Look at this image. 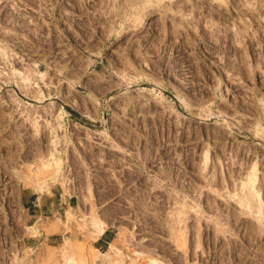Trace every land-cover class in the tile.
I'll return each instance as SVG.
<instances>
[{"label": "rangeland", "instance_id": "rangeland-1", "mask_svg": "<svg viewBox=\"0 0 264 264\" xmlns=\"http://www.w3.org/2000/svg\"><path fill=\"white\" fill-rule=\"evenodd\" d=\"M0 48V264H264V0H0Z\"/></svg>", "mask_w": 264, "mask_h": 264}, {"label": "bare ground", "instance_id": "bare-ground-1", "mask_svg": "<svg viewBox=\"0 0 264 264\" xmlns=\"http://www.w3.org/2000/svg\"><path fill=\"white\" fill-rule=\"evenodd\" d=\"M149 1V0H148ZM171 1H173V0H171ZM151 5H152V3H151ZM136 6H137V3L136 2H132L131 3V7H133V9H135L136 8ZM149 7V6H148ZM141 8V7H140ZM145 8V7H144ZM138 9H139V6H138ZM146 9V8H145ZM144 9V10H145ZM143 11V6H142V8L139 10V12H142ZM239 33H237V35H238ZM8 52L5 50V48H0V54H2L3 56H6V57H8V54H7ZM17 72V71H16ZM32 71H29V74H27V75H24L23 73H22V75H21V73L20 74H18V75H20L18 78L19 79H21V81L24 83V85H23V89L25 88L27 91H28V84L30 83V81H31V73ZM35 71H33V73H34ZM25 73V72H24ZM31 73V74H30ZM36 73V72H35ZM40 77H44V75L43 74H41L40 73ZM15 76V77H16ZM41 78V79H42ZM17 79V78H16ZM15 79V80H16ZM17 81V80H16ZM18 82V81H17ZM17 84V83H16ZM27 84V85H26ZM19 86V85H18ZM22 86V85H21ZM25 90V91H26ZM36 93V94H35ZM33 95H35V96H33V98H35L36 100L40 97L39 95L40 94H38L39 92L38 91H36ZM38 94V95H37ZM39 96V97H38ZM157 98H156V100L159 102V104H161L162 106H164L163 108H165V105H166V102H165V99H164V96H162V95H158V96H156ZM112 98V97H111ZM110 98V99H111ZM109 99V100H110ZM39 117H41V115L40 114H37V116H36V120L33 118V121L34 122H36V123H38V118ZM48 122V121H47ZM225 124H227V127H230V123H228V122H225ZM55 129H52V131H54ZM51 155V157L53 158V154L51 153L50 154ZM204 159H205V161H207V159H208V152L206 151V153H205V155H204ZM58 163L59 162H57V161H55V165L57 166L58 165ZM54 182L56 181V178L54 177V180H53ZM250 182H254V177L252 176L251 178H250ZM63 187H64V189L65 190H67L68 189V187H67V180H63ZM45 187L43 186V185H41V184H36L35 185V189H36V192H41V191H43V189H44ZM254 199H255V202H254V204H252L251 203V205H249L250 207L252 206V205H254V206H256V208L257 207H259L260 205H261V198L259 197V195L257 194V195H255L254 196ZM256 203V204H255ZM254 206H252V207H254ZM251 207V209H253ZM260 208V207H259ZM258 208V210L256 211V212H258V214H260V217H263V219H264V213H260V209ZM259 217V218H260ZM96 218V217H95ZM94 220V221H93ZM93 220H91V233H92V236L93 237H99L101 234H103V232H105V230H106V228H107V225H106V223H104L102 220H95L94 218H93ZM261 221H262V219H261ZM115 242V241H114ZM113 245L114 244H109L108 246H109V250H112V248H114L113 247Z\"/></svg>", "mask_w": 264, "mask_h": 264}, {"label": "crops", "instance_id": "crops-1", "mask_svg": "<svg viewBox=\"0 0 264 264\" xmlns=\"http://www.w3.org/2000/svg\"><path fill=\"white\" fill-rule=\"evenodd\" d=\"M33 195H35V194H33ZM37 202H38V200H37L36 197H35L32 201H31V200H30V201H27V203H30V205L28 206L27 209L31 208V205H32V206H37ZM104 234H105V232H103V234H101V235L99 236V239H100Z\"/></svg>", "mask_w": 264, "mask_h": 264}]
</instances>
